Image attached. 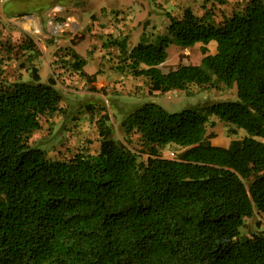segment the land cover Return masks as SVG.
I'll return each instance as SVG.
<instances>
[{
    "label": "trees",
    "instance_id": "trees-1",
    "mask_svg": "<svg viewBox=\"0 0 264 264\" xmlns=\"http://www.w3.org/2000/svg\"><path fill=\"white\" fill-rule=\"evenodd\" d=\"M166 31L157 43L119 45L115 69L161 93L220 82L235 87L236 100L131 110L120 127L139 135L144 162L110 138L105 110L95 122L96 154L47 159L29 139L59 110L56 81L41 83L30 69V81L8 82L0 60V264H264V231L240 232L246 219L264 217V0H248L216 24L209 12L186 8L169 16ZM171 43H200V63L163 70ZM23 47L35 49L31 41ZM71 57L78 76L94 83L97 72L87 76L84 59ZM211 116L247 136L213 146ZM170 144L182 150L163 158Z\"/></svg>",
    "mask_w": 264,
    "mask_h": 264
},
{
    "label": "rangeland",
    "instance_id": "rangeland-1",
    "mask_svg": "<svg viewBox=\"0 0 264 264\" xmlns=\"http://www.w3.org/2000/svg\"><path fill=\"white\" fill-rule=\"evenodd\" d=\"M117 1L99 0L97 3L93 0L88 3V0H68L64 4L60 0H3L0 4V60L4 78L8 82L17 79L30 81L29 70L33 69L41 83H46L47 77L52 75L56 81L55 87L61 94L59 110L43 117L39 128L29 139V144L45 151L47 159H69L77 152L96 154L100 138L95 122L105 110L109 115L107 125L110 138L126 146L138 162H144L147 155L139 135L125 134L120 127V121L131 110L144 103H155L165 111L174 113L198 109L205 104L236 100L235 87H226L220 82H214L211 86L192 83L183 90L164 93L152 91L146 78L134 77L127 70L119 73L115 66L119 65V45L129 50L138 43H157L167 32L169 16L179 17L184 8H189L197 16L207 11L216 24L222 16L242 10L248 0ZM76 14H84L87 20L91 16L84 32L82 28L86 23L78 28V34L84 38L73 49L60 47L62 40L73 33L74 26L69 17ZM30 16L36 18L39 31L32 26H20ZM101 18L106 20L104 25L99 24L104 23ZM144 21L149 23L145 30L142 29ZM57 25L61 29H57ZM53 28L56 31L54 34ZM90 29L97 34L99 32L96 39L100 41V48L93 44ZM27 41L35 45L34 50L24 49ZM200 46L197 43L181 49L175 43L169 44L162 69H171L180 63L198 65L202 57ZM215 46L214 41L206 46L209 54L215 53ZM86 50L87 54L84 53ZM71 53L85 60L83 71L87 76L97 72L93 84L74 71ZM229 127L225 121L212 116L209 118L206 132L216 135L211 140L213 146L225 148L230 139L247 136L241 129L231 134ZM261 141L264 143V140ZM181 150L170 144L159 152L163 158L173 159ZM244 223L245 227L240 231L244 236L264 231V217L257 214Z\"/></svg>",
    "mask_w": 264,
    "mask_h": 264
},
{
    "label": "crops",
    "instance_id": "crops-1",
    "mask_svg": "<svg viewBox=\"0 0 264 264\" xmlns=\"http://www.w3.org/2000/svg\"><path fill=\"white\" fill-rule=\"evenodd\" d=\"M60 1H62V2H64V4H67V2H68V0H60ZM91 1H93V0H88V3H90ZM95 1H97V3L99 2V0H94V2ZM171 1V0H170ZM173 1V0H172ZM3 2V1H2ZM2 2L0 3V4H2ZM115 2H118L117 0H115ZM133 3H136V0H134L133 1ZM60 4H62V3H60ZM89 5V4H88ZM2 7V6H1ZM56 8V7H55ZM184 9H186V8H184ZM183 9V10H184ZM2 10H3V8H2ZM182 10V11H183ZM93 14H95V12L93 13ZM92 14V15H93ZM90 17V19H91V16H89ZM89 17H88V20H89ZM38 19H39V17H38ZM69 19L72 21V25L74 26L73 27V33H72V35H70V36H68V38L67 39H65V40H62V45L60 46V47H69V48H71V49H73V47L74 46H76L78 43H80V41L84 38L83 36H81L80 34H78V28L80 29L82 26H83V24H85L88 20H87V18L85 17V15L84 14H82V15H77L76 14V16H71V17H69ZM33 20H36V18L35 17H33V16H30V18H28L27 19V21H23V22H21V25L20 26H22V27H30V26H32V28L33 29H35L36 31H39V24H38V22H37V24H38V26L35 28V25L33 24ZM101 20H104V23H99V24H102V25H104L105 24V22H106V20L104 19V18H101ZM91 21V20H90ZM146 22V23H145ZM64 24V23H63ZM145 24V25H144ZM66 25V24H65ZM148 25H149V23L147 22V21H144L143 22V25H142V29L143 30H145L146 29V27H148ZM168 25V24H167ZM166 25V26H167ZM31 28V27H30ZM85 29H87V23L84 25V27L82 28V32H84V30ZM90 32H93V30L91 31V29H90ZM80 35V36H79ZM97 35H99V32H98V34L96 33V31H94L93 32V44H97L98 46L100 45V41L99 40H97L96 38H97ZM44 47V46H43ZM99 48H100V46H99ZM91 49V48H90ZM89 49V50H90ZM97 51H99V52H102V50L100 49H96ZM87 52H88V50H86V52L84 51V53H86L87 54ZM86 54H84V55H86ZM78 55V54H77ZM79 56V55H78ZM71 57V56H70ZM72 58V57H71ZM81 59H83V58H81ZM72 61H73V59H72ZM85 61V60H84ZM85 64H86V62H85ZM85 66V65H84ZM83 69V68H82ZM93 84V83H92Z\"/></svg>",
    "mask_w": 264,
    "mask_h": 264
},
{
    "label": "built area",
    "instance_id": "built-area-1",
    "mask_svg": "<svg viewBox=\"0 0 264 264\" xmlns=\"http://www.w3.org/2000/svg\"><path fill=\"white\" fill-rule=\"evenodd\" d=\"M2 1H3V0H0V2H2ZM56 28H57V29H61V27H60L59 25H57ZM52 33H53V34L56 33V31H54V28H53Z\"/></svg>",
    "mask_w": 264,
    "mask_h": 264
},
{
    "label": "bare ground",
    "instance_id": "bare-ground-1",
    "mask_svg": "<svg viewBox=\"0 0 264 264\" xmlns=\"http://www.w3.org/2000/svg\"><path fill=\"white\" fill-rule=\"evenodd\" d=\"M33 24L35 25V28L38 26L37 21L33 20Z\"/></svg>",
    "mask_w": 264,
    "mask_h": 264
}]
</instances>
